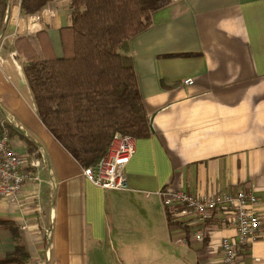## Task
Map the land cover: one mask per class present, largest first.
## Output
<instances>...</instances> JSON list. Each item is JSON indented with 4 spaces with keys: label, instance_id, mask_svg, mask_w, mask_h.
I'll return each mask as SVG.
<instances>
[{
    "label": "crops",
    "instance_id": "obj_1",
    "mask_svg": "<svg viewBox=\"0 0 264 264\" xmlns=\"http://www.w3.org/2000/svg\"><path fill=\"white\" fill-rule=\"evenodd\" d=\"M70 24L71 0L6 10L0 123L11 124V147L42 163L17 202L0 198V259L20 245L24 264H213L222 238L235 239L233 216L171 214L169 223L159 191L181 188L251 191L260 225L237 264H264V0H172L129 40L151 134L133 139L120 189L94 185L44 127L14 45L45 31L60 57V28Z\"/></svg>",
    "mask_w": 264,
    "mask_h": 264
},
{
    "label": "trees",
    "instance_id": "obj_2",
    "mask_svg": "<svg viewBox=\"0 0 264 264\" xmlns=\"http://www.w3.org/2000/svg\"><path fill=\"white\" fill-rule=\"evenodd\" d=\"M45 1L23 0L21 7L35 11ZM171 1L71 0V24L60 28V57L45 31L15 39L40 121L82 168L105 155L115 132L134 139L150 136L133 58L126 50L129 40L149 27L152 13ZM5 14V0H0V31ZM4 125L11 129L9 122ZM2 128L0 123V133ZM166 214L172 223L171 213ZM28 257L16 245L0 262L24 264Z\"/></svg>",
    "mask_w": 264,
    "mask_h": 264
},
{
    "label": "built area",
    "instance_id": "obj_3",
    "mask_svg": "<svg viewBox=\"0 0 264 264\" xmlns=\"http://www.w3.org/2000/svg\"><path fill=\"white\" fill-rule=\"evenodd\" d=\"M23 0H5L6 10L11 2L20 6ZM191 78L183 83L191 84ZM133 139L115 132L105 155L93 166L82 168L83 175L101 188L120 189L125 186V167L134 152ZM41 160L35 152L20 153L9 143L8 129L0 133V198L17 202L19 193L28 182L40 180ZM163 205L171 214H191L197 223H204L215 210L232 214L236 228L235 239L223 237L222 256L213 264H237L239 249L247 246L258 235L260 219L253 208L257 197L251 191H213L195 195L181 188L159 191ZM221 220H225L222 216Z\"/></svg>",
    "mask_w": 264,
    "mask_h": 264
},
{
    "label": "water",
    "instance_id": "obj_4",
    "mask_svg": "<svg viewBox=\"0 0 264 264\" xmlns=\"http://www.w3.org/2000/svg\"><path fill=\"white\" fill-rule=\"evenodd\" d=\"M1 33V32H0Z\"/></svg>",
    "mask_w": 264,
    "mask_h": 264
}]
</instances>
